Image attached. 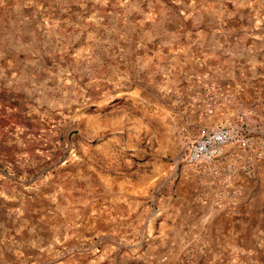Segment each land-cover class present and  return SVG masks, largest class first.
<instances>
[{
    "label": "rangeland",
    "instance_id": "1",
    "mask_svg": "<svg viewBox=\"0 0 264 264\" xmlns=\"http://www.w3.org/2000/svg\"><path fill=\"white\" fill-rule=\"evenodd\" d=\"M238 113L264 0H0V264H264V158L233 206L180 159Z\"/></svg>",
    "mask_w": 264,
    "mask_h": 264
},
{
    "label": "built area",
    "instance_id": "2",
    "mask_svg": "<svg viewBox=\"0 0 264 264\" xmlns=\"http://www.w3.org/2000/svg\"><path fill=\"white\" fill-rule=\"evenodd\" d=\"M249 114L238 113L223 125L197 131L181 154V162L197 179L219 183L216 202L233 206L240 195L237 178L252 176L254 165L264 158V131L251 129Z\"/></svg>",
    "mask_w": 264,
    "mask_h": 264
},
{
    "label": "crops",
    "instance_id": "3",
    "mask_svg": "<svg viewBox=\"0 0 264 264\" xmlns=\"http://www.w3.org/2000/svg\"><path fill=\"white\" fill-rule=\"evenodd\" d=\"M252 185H253V188L251 189L250 193H251V192L253 191V189L255 188V186H256V182H252ZM243 204H244V203H243ZM243 204H241V203L238 204V209H239V210L242 209ZM214 211H217V210H214ZM218 212H224V211H222V210H218Z\"/></svg>",
    "mask_w": 264,
    "mask_h": 264
}]
</instances>
